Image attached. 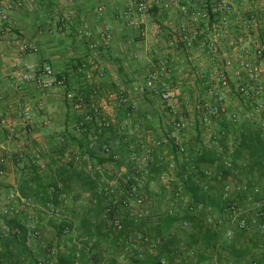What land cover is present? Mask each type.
<instances>
[{
    "label": "crops",
    "instance_id": "0c3cea01",
    "mask_svg": "<svg viewBox=\"0 0 264 264\" xmlns=\"http://www.w3.org/2000/svg\"><path fill=\"white\" fill-rule=\"evenodd\" d=\"M0 2L3 5L19 3L18 7L8 13V25L12 35H2L0 32V116L5 120V127L0 130V146L7 151L16 152V141H10L12 138L8 139V136L10 133H19L28 139L26 144L32 143L31 148L25 145L21 152L22 164H27L33 156L39 154L40 162L37 165L41 176L47 177L48 181H62L67 188L59 200V213L72 227L67 240L57 244L53 226H49L46 220L40 224L45 240L55 243L63 251L73 247L78 238L100 222L103 199L97 197L95 189L99 182L108 189H113L112 184L119 182V175L127 168L126 154L132 142L166 137L171 121L170 119L168 122L167 117L173 115L170 114L171 110L164 109L158 96L145 88L152 71L159 72L155 89L159 93L170 94V108L187 109L188 106H193L192 119H195L193 123L197 131L194 137L190 136L189 128L186 132V138L189 134L186 139L188 151L191 152L196 145H200L204 150L217 154L222 151L220 154L225 155L228 142L224 141V147L219 141L216 142L219 132L226 133L224 139L238 142L244 136L242 129L248 124H255L245 117V112L240 110L238 105L231 102L226 108V113L237 112L241 116L240 124L232 127L224 117L220 120L213 119L215 133L210 135L208 141H204V127L200 128L197 122L195 108L197 102L206 99L208 88L217 89L218 93L223 91L214 70L215 66L219 68L222 59L213 62L199 51L196 44L186 53L181 44L174 42L178 27L190 24L189 19L178 12L176 5L165 8L164 0H146L149 10L140 16L135 13L134 4L130 0ZM231 3L235 14L226 27L221 46L227 57L233 59L239 50L229 47V42L235 41L251 50L253 40L261 37L258 33L264 27V19L261 18L252 29H236V17H245L264 10V0H231ZM128 21H132L134 26H129ZM104 30L112 34L106 48L101 47L99 40V34ZM85 32L90 33V39L93 41H90ZM12 36L29 46H34L36 51L19 53L17 47L10 42ZM91 42L97 44L95 53L89 47ZM90 62L93 65H90ZM29 65L50 66L54 79L62 81L64 86L43 94L32 84H20V77ZM159 65H163V72L158 70ZM94 91L97 92L96 97L93 95ZM66 92H73L81 101L80 112L74 111L65 103ZM120 95L125 98V103L120 102ZM94 107L99 108L103 118L111 123V129L106 132L104 141L113 150L118 151L120 161L99 165L97 163L102 156L92 153L93 159L89 165H70L69 168H64L55 164L57 155L65 151L69 155L82 151L85 138L74 135L72 129L76 120L85 114H91ZM24 111H28L30 115L31 120L28 122L22 118ZM186 118L190 127L191 119ZM59 138L62 142L58 141ZM2 153L4 151L0 149V155ZM158 155L164 159L163 165L165 164L167 171L163 173L170 179V189L180 187L183 192L184 186L189 183L182 180L186 170L184 174H180V165L174 168L169 166L173 156L172 150L165 148L159 151ZM96 166H100V170H95ZM5 170L8 177L0 182V187L4 188L6 194L16 192L20 173L27 170L10 161L7 162ZM64 177H67V180ZM151 180L149 179L150 183L144 190L147 197H155L154 192L161 187L155 181L151 183ZM162 190L161 188V194L164 195ZM202 194L205 197L203 203L194 202L189 196H185L196 204L209 207L215 216H219L217 195ZM164 196L165 199L156 198L154 201L156 215L163 213L167 207L170 194L165 193ZM90 198L98 199L95 207L88 206ZM179 244L180 241L177 245ZM173 249L175 247L167 249L164 253L168 263L187 264L184 259L173 255ZM245 250L248 254L252 252L250 249ZM36 254L41 252L37 251ZM154 256L156 255L144 253L143 261L149 264ZM255 256L264 264V254L256 253ZM227 258L229 259V256L223 258L218 255L217 261L224 264ZM239 262H244V259ZM207 263L209 259L205 261L199 254L197 264Z\"/></svg>",
    "mask_w": 264,
    "mask_h": 264
},
{
    "label": "built area",
    "instance_id": "2783aa9c",
    "mask_svg": "<svg viewBox=\"0 0 264 264\" xmlns=\"http://www.w3.org/2000/svg\"><path fill=\"white\" fill-rule=\"evenodd\" d=\"M134 4L137 15H143L149 10L146 0H130ZM164 7L176 5L178 12L189 19L190 24L180 25L175 32L174 42L182 45L183 50L189 53L197 45L201 53L206 54L213 62L222 59L219 68L215 66V73L220 88L224 91L213 93V88H208L205 101L199 102L195 108L197 122L200 128L209 125L211 119L224 120L232 127L240 124L241 116L237 112L226 113L229 103L233 102L245 112V117L257 124L260 129V137L264 139V27L260 30L261 37L253 40V47L249 50L244 45H238L235 41L229 42V47L238 49L239 52L233 59L227 57L222 49L221 41L224 38L227 25L234 16L235 11L231 0H164ZM19 3L14 5H3L0 2V32L2 35H12L8 25V13ZM264 19V10L248 16H237L235 20L236 29L248 30L257 25V21ZM128 25L133 27L132 21ZM89 39V32L84 33ZM6 37V36H5ZM112 39V34L104 30L99 34L101 47L106 48ZM90 41H93L90 39ZM17 47L19 53L34 52L36 48L19 41L15 36L10 40ZM90 49L95 53L97 44L91 42ZM90 65H93L90 62ZM158 70L163 72V65ZM103 72H100V76ZM159 72L152 71L148 77L145 88L151 90V94L159 97L166 110H171V121L166 137L160 139H149L133 141L129 147L126 159V170L119 175V182L113 183V189L103 187V183L97 184L95 193L98 198L103 199L102 213L99 220L104 223V230L110 239L114 241L118 250L116 264H143L144 253L156 255L164 240L161 236H152L143 233L137 227L146 221H153L158 215L154 212V201L162 199L170 194L167 199V207L163 214L176 220L173 229L185 234H197L205 231L217 233V239L209 249L207 256L209 263L219 264L217 255L226 258L231 250L250 249L252 252L246 255L244 262L239 264H261L256 253L264 254V176L248 171V161L235 159L232 155L238 147V142L225 139L228 149L225 155L210 164L195 165L189 155L186 132L189 122L184 114L176 113L169 108L170 94L155 89V83ZM20 84L34 85L43 94L52 91L56 87H63L62 81H56L50 66L36 67L29 65L20 77ZM93 95L96 97L97 92ZM64 101L74 111L82 110L79 101L73 92H66ZM120 102L126 100L120 95ZM22 118L28 122L31 120L28 111L22 113ZM5 120L0 116V130L4 129ZM111 123L103 118L99 108H92L91 115L85 114L76 120L72 129L74 135L86 136L89 148L100 147L102 154L110 156L115 164L118 162L119 153L107 144L101 142L105 138L103 131L108 130ZM126 128V127H125ZM204 129V128H203ZM11 133L8 139L11 138ZM224 131L219 132L216 137L225 138ZM165 148L172 150L170 167L185 165L184 182H191L197 186L201 193L216 194L219 202V216H215L209 207H204L190 201L182 192L181 188L170 189L169 177L161 173L154 176L152 167H158L164 159L159 157V151ZM4 151L0 155V180L6 176L5 166L12 158L15 162L23 160L21 154L11 153L0 146ZM203 148L196 145L193 150L196 155ZM40 159V155H35ZM60 164L89 165L90 159L85 151L69 155L64 152L56 158ZM96 166L95 170H100ZM158 183L160 189L154 192L155 197H147L144 194L146 186ZM155 181V182H154ZM61 188V185H58ZM161 188L164 195L161 194ZM169 190V191H168ZM17 197L15 192L7 195V206L4 213L13 211L10 205ZM165 199V198H164ZM26 206L31 207V202L21 200ZM97 198H90L88 206L95 207ZM57 215V211H52ZM132 223L126 227L125 222ZM28 245L37 243L41 254L36 259V264H55L57 258L63 251L55 243L47 242L44 234L34 224L28 225ZM172 229V230H173ZM64 235L69 236V229L63 230ZM174 236V232H171ZM188 240V238H187ZM71 264H107L109 260L108 246L93 236H82L78 242L73 243ZM177 258L184 259L187 264H197V252L185 242H180L175 247ZM84 257L86 259H84ZM158 264H169L167 260L160 259ZM224 264H235L231 259H226ZM238 264V263H237Z\"/></svg>",
    "mask_w": 264,
    "mask_h": 264
},
{
    "label": "trees",
    "instance_id": "16d2710c",
    "mask_svg": "<svg viewBox=\"0 0 264 264\" xmlns=\"http://www.w3.org/2000/svg\"><path fill=\"white\" fill-rule=\"evenodd\" d=\"M110 129L111 128L103 131V133L106 134ZM242 132L244 133V136L240 138V141L238 140V147L232 156L235 159L240 158L241 160H247L248 171L252 173L255 172L259 176H264V139L260 137V129L258 125L248 124L242 129ZM84 138L85 143L83 144L82 151H85L88 154L90 160L93 159L92 153H98L102 158L98 160L97 164H114L110 156L102 154L99 146L92 149L89 148V143L85 135ZM58 141L62 142L60 138ZM100 141L105 143L104 139ZM218 141L221 146H225V139L223 137L219 138ZM59 152L58 154H60ZM221 152L222 151H220V153ZM220 153L217 154L210 150L202 149L200 150V154L196 155L194 150L191 152L189 151V155L192 157V161L195 165L210 164L224 155L223 153ZM54 160L55 164H59L64 168L70 167V165L65 166L60 164L57 159ZM119 161L120 155L118 162ZM39 162L40 159L36 160L35 156H33L31 161L25 165L22 164L23 160L20 162L14 161L16 165L25 168L27 172L20 173L19 184L17 185L15 192L17 197L10 204L12 205L13 211L11 213H4L5 208L0 211V264H36V259L40 255L36 253L37 251L40 253L41 250L37 243L28 245L29 224H34L37 229H40V224L42 221L44 222L46 220L47 224L54 228V236L57 240V244L67 240V235H64L63 233L64 229L72 231L71 225L63 219V215L59 213L61 205L59 200L63 193L67 191V188L62 184V181H48L47 177L41 176L37 165ZM184 170L185 165H180L179 173L184 174ZM150 171L152 175L158 176L161 173L166 172L167 168L165 164L163 165V163H160L158 167H152ZM64 178L67 180V177ZM58 185H61L60 189L58 188ZM183 192L184 195L189 196L194 202L203 203L205 198L204 195L200 193L198 187L191 182L184 186ZM8 194L9 193L6 194V197ZM23 199L30 201L31 207L22 203L21 200ZM53 210L57 211L56 216L51 214ZM102 223L100 221L95 226H91L90 230H88L83 236H89L92 234L98 239V241L105 243L109 248L108 253L111 256V259L107 264H116L115 259L118 255V250L115 248L114 241L109 238L108 233L104 230L105 227ZM125 224L126 227L132 226V223L128 221H126ZM175 224L176 220L161 213L158 214L155 220L142 222L139 227H137V229L143 233L146 232L152 236H161L164 240L163 245L158 250L156 256L150 259L149 264H158L160 259L166 260L164 253H166L167 249H172V247L174 248L178 244V241L171 235V230L174 228ZM80 238L76 241H79ZM187 238L188 246L196 249L197 258L200 254V256L206 261L209 259L207 256L208 249L218 237L216 232L205 231L197 234H190ZM230 247L229 259L235 264L243 260L248 254L245 248L236 249L233 246ZM73 251L74 248L72 246L69 247L57 258L55 264H71ZM173 255H175V249H173ZM218 260L220 261L219 258ZM143 264H146V261H143Z\"/></svg>",
    "mask_w": 264,
    "mask_h": 264
},
{
    "label": "rangeland",
    "instance_id": "374dc122",
    "mask_svg": "<svg viewBox=\"0 0 264 264\" xmlns=\"http://www.w3.org/2000/svg\"><path fill=\"white\" fill-rule=\"evenodd\" d=\"M217 92V89H214L213 90V93H216ZM202 101V100H201ZM205 101V100H204ZM197 101L195 100V103H196ZM199 102H197V104H198ZM201 103V102H200ZM170 104V103H169ZM171 104H172V102H171ZM171 106H169V108H170ZM193 107V106H192ZM192 107H187V109L185 108V109H183V108H177V107H174L173 109L172 108H170V109H172V111H180L179 113L180 114H183L184 113V115L186 116V117H188V119H191V126L189 127V134H190V136L191 137H194V133L197 131V128L196 129H194L195 128V126H194V123H193V120H195L194 118L192 119V117H193V108ZM170 119H171V116L168 118L167 117V121L169 122L170 121ZM163 124L165 125V121L163 122ZM22 127V126H21ZM215 125L213 124V119H211L210 120V123H209V125L208 126H206V127H204V129L202 130L203 131V134L205 135V139H204V141H208V139H210V135L212 134V136H213V134L215 133ZM22 130V129H21ZM189 134H187V139H188V137H189ZM12 136H11V140L10 141H16V147H15V149H17L16 150V152H12L11 151V153H15V154H21L22 155V150H24L25 148H24V146L25 145H28L30 148L32 147V143H28V144H26V142L28 141V139H25L23 136H21L19 133H12L11 134ZM215 141V140H214ZM218 141V140H217ZM216 141V142H217ZM9 145H11V143L9 144ZM14 145V144H13ZM26 147V146H25ZM23 156V155H22ZM10 162H13L14 163V160L11 158L10 160H9ZM175 173V172H174ZM176 173H177V171H176ZM7 177H8V172H6V176L3 178V179H1L0 180V182L2 181V180H4V179H7ZM4 190V188L2 187H0V211H2V210H4V208L7 206V197H6V193H5V191H3ZM8 193H10V192H8ZM171 232H174V236L173 237H176V239L178 240V241H180V242H187L188 240H187V236L185 235V234H183V233H181V232H179V230H177L176 228L175 229H173V231H171ZM50 243H51V241H49ZM108 255H109V260L111 259V256H110V254L108 253ZM109 260H108V262H109Z\"/></svg>",
    "mask_w": 264,
    "mask_h": 264
}]
</instances>
